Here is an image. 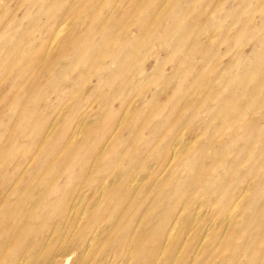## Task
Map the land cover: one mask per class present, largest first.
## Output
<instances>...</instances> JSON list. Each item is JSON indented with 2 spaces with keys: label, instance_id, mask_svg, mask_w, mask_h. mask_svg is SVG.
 I'll return each instance as SVG.
<instances>
[{
  "label": "rangeland",
  "instance_id": "374dc122",
  "mask_svg": "<svg viewBox=\"0 0 264 264\" xmlns=\"http://www.w3.org/2000/svg\"><path fill=\"white\" fill-rule=\"evenodd\" d=\"M5 200L33 264H264V0H0Z\"/></svg>",
  "mask_w": 264,
  "mask_h": 264
},
{
  "label": "bare ground",
  "instance_id": "6f19581e",
  "mask_svg": "<svg viewBox=\"0 0 264 264\" xmlns=\"http://www.w3.org/2000/svg\"><path fill=\"white\" fill-rule=\"evenodd\" d=\"M64 27H65V25H64ZM35 190H36V187L34 185H31V187L26 186V192H27L26 195H27V199H28L29 204L33 203V204L37 205L39 200L43 197V194H42V195H39L37 198H32L33 192ZM20 196L22 198V195H20ZM24 198L26 199V196ZM41 203H42V200H41ZM3 204H5V205H0V236H1V238H0V264H9V262H11V261H13L14 263L16 262V264H31V263L33 264V260H32L34 258L33 255L35 253H37L36 252L37 250L35 251V249L32 247V245L34 243L33 234L35 233V228L33 230L32 226L34 227L36 217L38 218L40 213H38V215L36 216V206L25 207L22 209L19 206L17 208H12L10 205H8L7 200H5ZM21 206H23V205H21ZM236 206L237 205H234V208ZM90 223H92V222H90ZM173 225L167 230V233H165L164 235L161 234L160 236L156 230H151V231L147 230V232L142 230L140 232L129 235L130 237L128 238V240L130 242L134 241V246L131 247L133 255L134 256L141 255V253H143V251L146 250V249L144 250L145 245L148 242H152L155 240H158V241H156L155 248H151L149 251V254H151L149 256V259L151 261H153L152 260L153 256L158 251V249L156 250V248L160 245L161 246L165 245L166 248H164V252H171V249H173V245H174L173 241H172L173 239H171L172 234H173L172 231L175 228V226H173ZM56 231H57V229L55 228V230H53V233ZM35 234H37V233H35ZM31 235H32V237H31ZM50 240L52 241V239L49 238L47 245L50 244V242H49ZM184 245H188V243L184 242ZM20 247L22 248V250L23 249L24 250L23 251L19 250ZM16 248H18V250H15ZM147 252H148V250H147ZM197 254H198V252L196 253L195 258L197 257ZM22 256L24 257L23 262L20 261V259H21L20 257H22ZM12 257H13V260H12ZM31 257H33V258H31ZM111 257H112V255H111ZM34 262H35V260H34ZM119 264H121V263H119ZM141 264H153V262L149 263V261H148L146 263L143 262Z\"/></svg>",
  "mask_w": 264,
  "mask_h": 264
}]
</instances>
